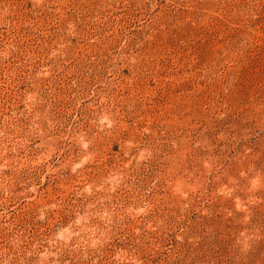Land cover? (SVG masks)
<instances>
[{"label":"rangeland","instance_id":"obj_1","mask_svg":"<svg viewBox=\"0 0 264 264\" xmlns=\"http://www.w3.org/2000/svg\"><path fill=\"white\" fill-rule=\"evenodd\" d=\"M0 264H264V0H0Z\"/></svg>","mask_w":264,"mask_h":264}]
</instances>
